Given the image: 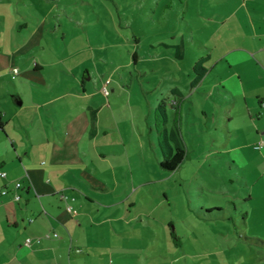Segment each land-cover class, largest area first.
<instances>
[{
	"label": "crops",
	"instance_id": "obj_1",
	"mask_svg": "<svg viewBox=\"0 0 264 264\" xmlns=\"http://www.w3.org/2000/svg\"><path fill=\"white\" fill-rule=\"evenodd\" d=\"M175 1L181 8L189 4V0ZM171 3L169 0L166 6ZM193 15L192 20L184 13L178 17L187 37L177 24L164 22V17L159 20L163 34L156 42L162 48L156 54L161 62L152 69L169 72L171 80L165 85L168 93H161L151 105L154 139L147 123L140 121V111L132 125L115 115L111 93L119 83H125L116 80L111 93L105 94L103 86L111 83L113 74L103 71L92 53L79 58L72 55L71 63L66 58L33 57L34 71H42L30 76L20 74L21 67L29 65L27 57H21L22 63L13 66L20 81L6 80L0 72V171L6 172L4 177L0 175V187L9 190L0 206V264L180 261L175 228L165 225L172 223L173 217L163 220L162 211L157 213L159 204L142 196L144 178L132 181L144 165V153L137 151L134 165L135 153L128 151L127 139L133 135L143 151L148 136L150 149H158L159 166L153 108L163 100L166 110L168 104L173 108L170 124L167 110V126L172 128L178 117L184 143L183 122L189 130L194 116L212 130L216 124L233 125L241 142H247L249 136L253 137L250 142L264 137V0H194ZM132 56L136 63L137 51ZM189 56L190 71L181 63ZM87 59L95 60L97 69L102 70L95 74ZM196 62L204 69L195 84ZM57 64L61 69L46 71ZM218 97L222 99L220 109L212 104L215 99L220 101ZM255 119L262 128L255 129V134H250L249 128L241 138L240 126L247 127ZM192 132L195 127L188 131ZM248 146L226 143L223 151L236 150L238 154L243 149L247 152ZM218 149L221 147L214 146L210 151ZM258 149L264 152V146ZM263 162L258 161L255 168ZM16 181L21 182L19 188ZM15 191L19 199L13 197ZM27 237L32 239L29 244Z\"/></svg>",
	"mask_w": 264,
	"mask_h": 264
},
{
	"label": "rangeland",
	"instance_id": "obj_2",
	"mask_svg": "<svg viewBox=\"0 0 264 264\" xmlns=\"http://www.w3.org/2000/svg\"><path fill=\"white\" fill-rule=\"evenodd\" d=\"M168 1L0 0V72L6 80L20 81L13 66L22 63L18 60L21 57H27L29 65L21 67L20 74L30 76L42 71H34L33 57L40 59L47 55L51 61L66 58L71 63L72 55L79 58L92 53L98 66L113 74L111 83L103 86L105 94L111 93L116 80L123 79L125 83V86L119 83L118 89L111 93L115 115L132 125V119H139L140 111V121L147 123L148 133L154 139L150 131L151 105L161 93H168L165 85L171 80L169 72L152 69V65L156 67L161 62L157 54L162 46L156 42L163 34L159 20L164 17V22L177 24L187 37L184 23L178 17L184 13L192 20L194 16V0L182 8L175 0L168 7ZM151 42L157 46L151 47ZM21 44L24 46L20 47ZM134 50L139 55L136 63L132 59ZM95 60L87 59V63L98 74L102 69H97ZM190 60L189 56L181 62L188 71ZM61 67L57 64L46 71ZM142 70H146L145 74ZM218 98L220 101L215 99L212 104L220 109L222 99ZM104 100L107 102V97ZM167 110L170 124L173 113L170 104ZM192 118L195 122L189 130L183 122L187 156L172 171L158 166V149L155 151L152 146L150 149L148 136L144 137L147 142L143 151L133 135L127 139L128 151L135 153L134 165L138 162L137 151L144 153V165L132 176V181L144 178L142 196L159 204L157 213L162 211L163 220L173 217L172 223L165 225L169 224L171 230L175 228L179 238L181 259L174 264H264V162L257 168L254 166L264 159V152L256 148L257 141L250 142L252 136L247 137V142L239 141L233 125L216 124L212 130L207 123H200L198 116ZM255 122L240 126L241 138H245L249 128L250 134L262 128ZM194 127L196 132L188 133ZM226 143L230 146L247 143L249 150L224 153ZM214 146H220L218 150L222 152L210 151Z\"/></svg>",
	"mask_w": 264,
	"mask_h": 264
},
{
	"label": "trees",
	"instance_id": "obj_3",
	"mask_svg": "<svg viewBox=\"0 0 264 264\" xmlns=\"http://www.w3.org/2000/svg\"><path fill=\"white\" fill-rule=\"evenodd\" d=\"M204 69L202 63H194L193 83H198ZM179 118H175L172 128L167 126V110L165 101H161L153 108V127L156 133L157 144L160 149L159 165L161 168L172 171L183 161L186 156V146L178 124Z\"/></svg>",
	"mask_w": 264,
	"mask_h": 264
},
{
	"label": "built area",
	"instance_id": "obj_4",
	"mask_svg": "<svg viewBox=\"0 0 264 264\" xmlns=\"http://www.w3.org/2000/svg\"><path fill=\"white\" fill-rule=\"evenodd\" d=\"M13 71L16 73L18 70H17V68L16 67H14L13 68ZM103 91H105L106 92V88L105 87H103ZM264 146V137H262L260 140H258V142L256 143V148H261V147H263ZM5 174H6V172L5 171H0V175L1 176H5ZM21 186V182L20 181H16V183H15V187L16 188H19ZM9 192V190H8V188H6V187H0V206L2 205V203H3V197L7 194ZM13 197L15 198V199H19L20 198V194L17 192V191H15L14 193H13ZM67 208L68 209H70V205H67ZM53 235L55 236V237H59V234H58V232H56V231H53ZM47 236H49L48 234H47ZM31 238L30 237H27L26 239H25V242L27 243V244H29L30 242H31Z\"/></svg>",
	"mask_w": 264,
	"mask_h": 264
}]
</instances>
